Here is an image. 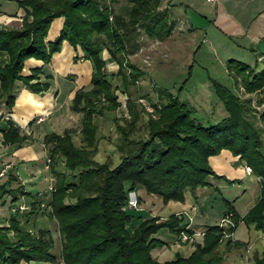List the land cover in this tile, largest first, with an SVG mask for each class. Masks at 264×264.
Here are the masks:
<instances>
[{
    "label": "trees",
    "instance_id": "16d2710c",
    "mask_svg": "<svg viewBox=\"0 0 264 264\" xmlns=\"http://www.w3.org/2000/svg\"><path fill=\"white\" fill-rule=\"evenodd\" d=\"M15 1L24 9L20 24L0 25V100L7 109L18 82L32 91L48 87V79L37 75L41 64L23 72L24 60L33 56L47 62L51 53L60 48L62 39L79 48L73 60L88 58L92 70L88 84L75 88L69 100V107L79 112L78 142L72 138V127L49 131L42 137L53 174L47 204L57 225L58 252L51 250L50 229L19 225L15 210L21 207L11 205L7 222L0 223V264L30 259L55 261L57 257L64 264H220L216 246L225 228L234 229L237 221L243 220L264 232V53L255 49L263 61L259 67L256 61L249 64L238 58H226L241 93L212 80L226 110L213 122L195 120L186 100L158 87V98L150 101L157 115L146 112L145 132L136 134L133 132L139 108L127 95L128 118L115 123L119 159L110 165L109 160L98 161L92 156L98 138L94 115H102L119 104L117 86L111 81L114 74L124 86L143 75L144 69L127 55L140 47L143 37L162 39L171 32L175 19L170 16L168 5L164 0ZM55 16H61L62 20L57 32L48 38L49 24ZM102 48L117 63L114 70L106 68L105 58L100 54ZM2 53L6 58L1 57ZM253 92L257 93L255 102L261 103L259 108L252 103ZM4 120L2 142L26 137L8 116ZM221 148L236 154L258 176V196L241 214L224 199L222 210H232L234 226L217 221L205 223L203 232L193 236V246L187 254L176 251L172 257H156L153 249L164 243L154 235L158 228L165 227L178 234L181 230L191 231V227L182 220L180 212L160 217L141 213L137 206H126L128 189H135L138 205L141 196L137 187L157 194L161 202H166L182 200L186 189L204 186L210 176L232 181L233 178L214 171L208 162V156ZM55 157L61 160V168L54 165ZM15 187L0 181V194L15 193ZM31 205L34 210L32 201ZM252 264H264V248Z\"/></svg>",
    "mask_w": 264,
    "mask_h": 264
},
{
    "label": "crops",
    "instance_id": "0c3cea01",
    "mask_svg": "<svg viewBox=\"0 0 264 264\" xmlns=\"http://www.w3.org/2000/svg\"><path fill=\"white\" fill-rule=\"evenodd\" d=\"M164 2L168 5L171 13L176 5L188 6L193 3V0H164ZM209 2L212 5L211 16L208 17L209 23L218 27L230 38L241 37L245 46L254 47H252V52L259 59L261 55L255 51V42L260 38H264V0H214ZM23 14L24 9L15 0H0V25L17 26L20 24ZM173 18L177 22V17ZM184 18L183 20L186 21L183 25H180L181 29L192 27L190 18L188 19L186 16ZM61 20V16H55L51 19L47 32L48 38H51L57 32ZM170 33H172V30ZM147 40L150 43L153 42V39ZM75 51L79 53L80 50L78 47L74 48L66 39H62L60 48L51 53L47 62L42 63L40 59L33 56L27 57L24 60L22 71L27 72L31 66L41 64V69L37 75L40 79H48V87L41 91H32L18 82L10 108L7 109L3 101L0 100V164L1 162L6 163V169L0 175V181H5V186H16L14 188L15 193L5 191L0 194V223L7 222L9 206L14 205V202H17L16 205H22L21 208L15 210L19 225L35 229L36 227H33V224L36 218L43 223L45 222V215H47L49 208L47 198L50 186L53 183V174L50 170L51 162L46 159L48 153L42 137L46 132L61 131L65 127L74 128L73 139L78 135L79 112L69 107V100L75 88L88 84L92 70L88 58L77 57L73 60L72 56ZM1 57L3 58V54H1ZM104 58L106 68L114 70L117 63L109 57L108 60L106 57ZM247 63L252 64L253 62ZM38 115H41L40 119H36ZM6 116L18 125L21 132L26 134V137L21 141L2 142V130L5 127L4 118ZM262 127L264 141V124ZM55 160L54 165L59 168L61 160L58 157H55ZM208 162L214 171L222 173L228 178H233V180L228 181L224 177L210 176V181L205 186L209 185L215 191H219L223 200H228L239 214L243 213L255 200L254 198L249 203L252 198V196H249L250 190L251 192L252 190L257 192V176L252 174L251 171L247 172L243 167L244 162L237 159V155L232 154L227 148H221L217 153L210 154ZM248 175L252 177V180L247 178ZM243 181L250 186L248 192H246L247 187ZM232 184L237 187L231 192L233 195L230 198L231 195H225L222 188L228 192L229 186ZM240 184H243V186L239 190ZM204 187L188 188L184 191L182 200L168 199L166 202H161L158 200L159 198L153 199L152 197H156L155 193H147L141 187H137V193L141 196L137 208L141 213H155L160 217L166 216L170 212H180L182 220L189 226L202 227L205 223L215 222L224 207L223 204L218 215L208 219L207 209L202 210L205 204L204 200L206 201L207 198L206 188ZM12 196H16L13 201L11 200ZM199 197L204 199L198 201ZM6 198H8V201L5 204L6 207L3 208ZM145 199L152 201L153 203H151L156 207L153 208L151 205H147ZM31 201L36 206L34 210H32ZM240 221L236 223L234 230ZM37 227L45 226L40 225ZM53 227L57 231L56 221H54ZM165 231L169 232V230L167 228L163 230L161 236L164 234L165 237L156 235L164 240L163 244L155 247L156 257L160 258L165 251L162 247L165 246H168L173 255L176 251L185 255L192 249L193 245L188 242H177L175 240L176 233L173 232L168 237L165 235ZM58 248L59 239L57 249L54 252L57 253ZM15 264L64 263L57 257L55 261L30 259L20 260Z\"/></svg>",
    "mask_w": 264,
    "mask_h": 264
},
{
    "label": "rangeland",
    "instance_id": "374dc122",
    "mask_svg": "<svg viewBox=\"0 0 264 264\" xmlns=\"http://www.w3.org/2000/svg\"><path fill=\"white\" fill-rule=\"evenodd\" d=\"M211 9L212 5L207 0H193V3L188 6L176 5L170 13L172 17H177V22H174L172 33H169L162 39H153L151 43L146 37H143L141 39V46L134 53H131L130 56L129 54L127 55L128 59L134 61L139 67L144 69V73L136 81L128 82L126 86L120 83L118 75L114 74L111 77L112 83H115L117 86L115 92L119 104L115 108L105 111L102 115H94V121L97 124L96 132L98 134L96 150L92 155L94 159L98 161L107 159L110 161V165L118 161L119 151L115 147V143L118 140V130L115 123L116 121L123 123L124 119L128 118L126 107L127 95L130 96L134 105L139 108L133 133L141 135L145 132L143 122L147 115L146 112L151 116L157 115L155 106L150 101L158 98V94L156 93L158 87L165 88L171 94L177 95L179 99L186 100L191 105L190 115L201 123L213 122L226 113L221 100L213 89L212 80L214 79L226 84L233 92L238 93L239 91L241 93V89L233 81L231 70L226 64V58L234 57L246 62L256 61L257 67L262 65L263 61L256 58V55L252 52V47L245 46L244 40L241 37L230 38L218 27L210 24L208 17L211 16ZM183 16L188 17V19L190 18L192 27L181 29L180 25H183L186 21L183 20L185 19ZM2 54L3 58H6V54ZM100 54L108 60L105 48H102ZM108 66L110 65L108 64ZM256 97L257 93L253 92L252 103L256 108H259L261 103L255 102ZM143 100L145 103L148 102L152 105V113L145 107L146 104ZM78 139L79 135L74 137L75 142H78ZM59 166V168L62 167L61 162H59ZM249 176L247 178L252 180V177ZM243 183L247 187L246 192H248L250 186L245 181ZM242 186L243 184L239 185V190ZM236 187L235 184H232L229 186L228 192L223 190V188L222 192L225 195H231L229 196L231 198L233 195L231 192ZM204 188H206L207 198L205 197L206 201L204 200L205 204L202 210L207 209L206 211L209 213L208 219H212L213 216H217L220 212L224 204L223 199L219 191H215L211 186L207 185ZM258 194L259 178L257 176V192H253V190L251 192L250 190L249 196H252V198L249 203L254 198L256 199ZM152 198H159L158 200H160L157 194L156 197ZM203 199V197H199L198 201ZM4 201L3 208L6 207L5 204H7L8 198ZM146 202L147 205H151L153 208L156 207L152 204V201L151 203L150 200L145 199ZM15 203L17 202H14L12 207L16 205ZM47 215H45L44 223L36 218L33 227L41 225L50 229L52 238L51 250L55 251L58 245L57 231L53 227L55 219L49 214L48 210ZM222 215L228 216V220L223 221L226 226L235 225V218L230 208L222 210L216 220L217 222ZM190 227L191 231L188 232L190 234L189 238L180 239L176 234L175 240L179 243L188 242L193 245V236L203 232V226L197 227L195 225ZM193 229L197 233L191 234ZM163 230H166V228H158L154 232V235L161 236ZM233 230L225 228L216 246V251L221 257L220 264H252L254 257L259 255L264 248V232L255 228L253 224L243 220L237 224L234 232ZM165 232V235L168 237L173 233L172 231ZM161 237H165L164 234ZM226 237L230 238L229 242L225 241ZM162 248L165 251L160 258L171 257L173 255L168 246Z\"/></svg>",
    "mask_w": 264,
    "mask_h": 264
},
{
    "label": "built area",
    "instance_id": "2783aa9c",
    "mask_svg": "<svg viewBox=\"0 0 264 264\" xmlns=\"http://www.w3.org/2000/svg\"><path fill=\"white\" fill-rule=\"evenodd\" d=\"M208 1H214V0H208ZM143 102H144V100H143ZM145 104H146L145 107H147V109L150 111V113H152L153 112L152 105H150L148 102H146ZM40 118H41V115H38L36 119H40ZM46 159L48 160V157L47 156H46ZM5 168H6V163L1 162V164H0V175H2L4 173ZM244 169L247 172H250V170H251L250 166L247 165V164H244ZM126 206H129V207H135V206H137L136 191L133 188H129L128 191H127ZM18 207H22V205L21 204H18ZM12 208H14V207H12ZM227 213H229V212H227ZM224 220H228V216L227 215H222L219 218L218 223L219 224H224L223 223ZM194 233H197V231L193 229V231L191 232V234H194ZM189 236H190V234L187 231H185V230H181L177 234V237L180 238V239H187V238H189Z\"/></svg>",
    "mask_w": 264,
    "mask_h": 264
},
{
    "label": "water",
    "instance_id": "95a60500",
    "mask_svg": "<svg viewBox=\"0 0 264 264\" xmlns=\"http://www.w3.org/2000/svg\"><path fill=\"white\" fill-rule=\"evenodd\" d=\"M255 47L257 51L263 54L264 53V38H260L256 40Z\"/></svg>",
    "mask_w": 264,
    "mask_h": 264
}]
</instances>
